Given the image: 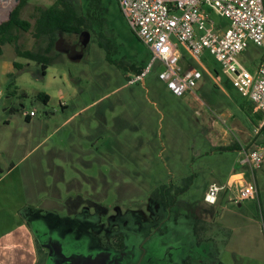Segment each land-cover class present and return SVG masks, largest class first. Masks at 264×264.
Wrapping results in <instances>:
<instances>
[{"label": "rangeland", "instance_id": "obj_1", "mask_svg": "<svg viewBox=\"0 0 264 264\" xmlns=\"http://www.w3.org/2000/svg\"><path fill=\"white\" fill-rule=\"evenodd\" d=\"M55 1L29 0L21 18L34 23L35 8ZM71 1L79 14L94 16L88 51H76L81 58L70 56L80 36L63 33L45 75L39 63L19 57L10 44L1 47L0 55V191L17 208V188H25L22 196L32 207L27 215L33 213L57 235L51 247L39 240L40 264H47L51 255L54 264L66 259L62 240L114 250L122 231L143 245L152 242L159 264H260L236 262L224 252L223 233L204 201L210 184L225 185L218 196L223 204L233 190L234 198H245L264 225V165L251 171L240 166L243 155L238 151L222 150L244 140L251 150L264 140V134L248 139L259 125L254 104L233 87L207 50L199 64L180 48L182 67L202 72L194 92L172 94L158 78V64L141 82L128 85L137 69L147 68L151 52L136 37L118 0H102L100 16L90 0ZM4 3L0 0L2 7ZM18 3L10 0L0 11V23ZM210 16L214 27H229L227 18L214 12ZM18 34L24 50L46 45V37L36 41L30 32ZM238 60L254 73L264 60V46L249 42ZM15 62L22 68H14ZM39 92L50 97L47 105L37 99ZM31 111L36 115L27 120ZM239 174L242 182L236 180ZM190 177L189 190L176 197L172 212L152 197L165 186L173 198ZM46 178V192L30 189L26 194V186L40 187ZM232 201L230 208L247 214Z\"/></svg>", "mask_w": 264, "mask_h": 264}, {"label": "built area", "instance_id": "obj_2", "mask_svg": "<svg viewBox=\"0 0 264 264\" xmlns=\"http://www.w3.org/2000/svg\"><path fill=\"white\" fill-rule=\"evenodd\" d=\"M118 5L136 37L151 52L147 68L129 79L128 85L141 82L158 64L162 67L158 78L172 94L182 97L194 92L202 72L182 67L180 48L199 64L207 50L233 87L260 112L262 119L254 133L264 134V60L254 73L238 60L249 42L264 46V0H118ZM211 12L227 18L229 27H214ZM35 115L34 111L29 114ZM241 154L240 163L251 171L264 165V143L251 150L243 148ZM224 189V185L210 184L204 201L216 204Z\"/></svg>", "mask_w": 264, "mask_h": 264}, {"label": "crops", "instance_id": "obj_3", "mask_svg": "<svg viewBox=\"0 0 264 264\" xmlns=\"http://www.w3.org/2000/svg\"><path fill=\"white\" fill-rule=\"evenodd\" d=\"M4 2L0 10L1 12H5L10 0H4ZM0 18H2L1 14ZM8 74L11 73H7V77ZM242 108L245 109L244 107ZM254 111L259 115L260 124L262 115L256 108H254ZM32 118L33 117L26 115V119L32 120ZM239 131L244 133L242 130ZM261 135L262 134L256 135L253 132V136L248 139L252 141L253 139L255 140V138H259ZM261 143H264L263 139L262 141H257V144ZM247 144L248 142L244 140L243 142L238 141L236 144L230 145L238 146L236 151L241 154V150L247 148ZM239 164L243 166L240 162ZM14 167L15 166H13L12 169ZM236 178L238 182L243 181L240 174L236 175ZM44 180L45 181H43L40 187L26 186V190L29 191H27L26 194L31 193L30 189H32L33 192L38 189L46 192L48 186L46 181L47 178ZM24 189L21 186L17 188L19 192V202H21V205L17 208H11L10 203L4 201V194L0 191V264H40L39 230H44L46 233L49 231L47 230L48 228H45L38 222V217L36 215L33 213L27 215L26 212L30 211L32 207L26 202L28 199L26 198L25 200L22 196ZM229 191L231 193V198L228 199L230 204H232V200H234L238 204V207H242L248 212L247 214L241 213L239 210L230 208L229 202L227 201L226 204H223L222 198H218L215 205H210L209 208L213 210L215 214V216L212 215L214 224L223 233L222 243L224 244V252L230 255L236 262L249 259L264 264V225L258 215L250 211V204L245 198H234L236 195L233 193V190ZM40 242L42 243V241ZM41 246L43 249V245Z\"/></svg>", "mask_w": 264, "mask_h": 264}, {"label": "trees", "instance_id": "obj_4", "mask_svg": "<svg viewBox=\"0 0 264 264\" xmlns=\"http://www.w3.org/2000/svg\"><path fill=\"white\" fill-rule=\"evenodd\" d=\"M28 2L29 0H19L18 5L11 12L10 18L0 24V55L2 54L1 47L5 44H10L14 47V50L19 57L39 63L41 65L42 74L45 75L48 67L54 59L51 54L57 45L58 34L81 35L83 32H88L94 25V16H91L90 14L87 16L79 14L71 0H56L49 7H36V13L33 15L34 23H31L30 21L21 18V11ZM90 4L97 16L102 15V12L105 10L102 6V0H90ZM19 31L30 32L36 41L46 37V45L39 51L22 49L19 45ZM98 45L107 50L106 58L108 61L112 62L110 51L106 45L101 40L98 41ZM85 51H88V47L85 48ZM22 66L23 64L18 62L13 64L14 68H22ZM139 70H136L137 74L142 73ZM13 77L14 73L8 74L9 79ZM36 97L45 105L49 103L50 97L44 92H39ZM237 149L238 146L222 148L223 151ZM192 179V177L188 178V185L176 189L173 197L186 193L192 184ZM155 195L168 208H170L176 201L175 198L169 199L171 195L170 187L163 186L162 188L155 190L154 196ZM121 248H123L122 244Z\"/></svg>", "mask_w": 264, "mask_h": 264}, {"label": "flooded vegetation", "instance_id": "obj_5", "mask_svg": "<svg viewBox=\"0 0 264 264\" xmlns=\"http://www.w3.org/2000/svg\"><path fill=\"white\" fill-rule=\"evenodd\" d=\"M80 36V35H79ZM76 46V45H75ZM73 51V50H72ZM175 193V192H174ZM155 200L161 201L155 196H152ZM178 197V196H177ZM176 199V197H173ZM172 199V198H169ZM163 203V202H162ZM164 204V203H163ZM165 205V204H164ZM174 203L169 209V211L174 210ZM171 219V218H170ZM169 219V220H170ZM173 223H177L176 220H171ZM119 234V245L115 246L116 249L110 250V249H90L88 245L85 247L84 245H80L81 241L74 240V242H64L62 240V247L64 251V255L66 257L64 261V264H75L77 259H83L82 263L78 264H90L88 261H95V264H159L160 260L159 258H155L154 255V245L153 243H146L143 245V242L132 239L131 235L127 238L128 233ZM39 240L42 241V244L50 245L53 242L58 241L56 234H51L50 232L46 233L44 230H39ZM137 241V242H136ZM140 242V243H139ZM66 243L67 245L63 244ZM123 245V248H121V244ZM130 243V246L128 244ZM139 243V244H138ZM56 247V246H55ZM54 248V247H53ZM89 248V249H88ZM140 248V249H139ZM88 249V250H87ZM49 257V256H48ZM47 257V258H48ZM70 257H73L72 259ZM57 264H63L61 261L57 262ZM168 264V263H167Z\"/></svg>", "mask_w": 264, "mask_h": 264}, {"label": "water", "instance_id": "obj_6", "mask_svg": "<svg viewBox=\"0 0 264 264\" xmlns=\"http://www.w3.org/2000/svg\"><path fill=\"white\" fill-rule=\"evenodd\" d=\"M10 15H11V12L8 13L7 20L10 18ZM79 39L80 40H79L78 44L75 46V48L73 49V51L70 54L71 58L77 59V58H81L82 57L83 54L81 52H80L81 54L80 53L77 54L76 51H77L78 48L80 49V51L82 49H85V47L87 46L88 41H89V33L88 32H83L80 35V38ZM53 257H55V255L49 256V258L47 260V264H54V262L52 261L53 260ZM59 257H62L61 254L59 255ZM84 259L85 258L74 260V261H76L75 264L82 263ZM86 262H89L90 264H95V261H92V260L91 261H88L87 260ZM61 263L64 264V261H62Z\"/></svg>", "mask_w": 264, "mask_h": 264}, {"label": "bare ground", "instance_id": "obj_7", "mask_svg": "<svg viewBox=\"0 0 264 264\" xmlns=\"http://www.w3.org/2000/svg\"><path fill=\"white\" fill-rule=\"evenodd\" d=\"M0 8H2V6L0 5Z\"/></svg>", "mask_w": 264, "mask_h": 264}]
</instances>
